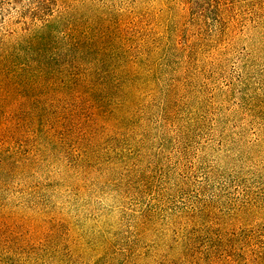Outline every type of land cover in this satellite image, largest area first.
<instances>
[{"label":"trees","instance_id":"trees-1","mask_svg":"<svg viewBox=\"0 0 264 264\" xmlns=\"http://www.w3.org/2000/svg\"><path fill=\"white\" fill-rule=\"evenodd\" d=\"M25 1L0 264H264V0Z\"/></svg>","mask_w":264,"mask_h":264},{"label":"rangeland","instance_id":"rangeland-1","mask_svg":"<svg viewBox=\"0 0 264 264\" xmlns=\"http://www.w3.org/2000/svg\"><path fill=\"white\" fill-rule=\"evenodd\" d=\"M59 3L63 7L68 8H75L77 6H81V0H59ZM31 5H28L25 0H18L16 3L13 0H3L0 1V29L2 22L5 18V20H10V23L13 22V25H11V28H8L7 30H2L0 32L2 33H8L9 31L19 30V33L22 32V28L25 26L20 24L21 20H25L27 18H24V16L29 15L31 13L30 8ZM27 17V16H26ZM14 29V30H12ZM10 33V32H9Z\"/></svg>","mask_w":264,"mask_h":264}]
</instances>
